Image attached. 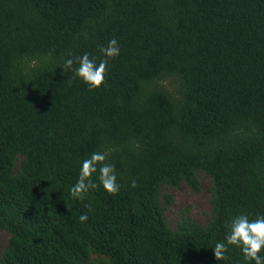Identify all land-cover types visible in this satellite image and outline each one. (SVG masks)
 Wrapping results in <instances>:
<instances>
[{"label":"trees","instance_id":"trees-1","mask_svg":"<svg viewBox=\"0 0 264 264\" xmlns=\"http://www.w3.org/2000/svg\"><path fill=\"white\" fill-rule=\"evenodd\" d=\"M111 39L99 88L63 67ZM93 152L120 190L75 198ZM199 172L212 218L173 228ZM237 214H264V0H0V264H242L212 249Z\"/></svg>","mask_w":264,"mask_h":264},{"label":"clouds","instance_id":"clouds-1","mask_svg":"<svg viewBox=\"0 0 264 264\" xmlns=\"http://www.w3.org/2000/svg\"><path fill=\"white\" fill-rule=\"evenodd\" d=\"M100 52L103 59L97 62L95 57L88 53L64 60L63 67L72 71L74 78L86 84L89 90L99 88L105 80L109 61L120 54V47L116 39L108 41L107 46H102ZM106 153L93 152L83 159L79 165L78 177L70 191L73 197L82 198L90 190L102 187L108 194H116L120 190L115 167L105 163ZM133 187L135 182L133 181ZM86 215H81V221L87 220ZM224 238L218 240L213 249L217 260H226L229 247H235L242 254V264H264V214L250 219L246 214H237L230 219L226 226Z\"/></svg>","mask_w":264,"mask_h":264},{"label":"rangeland","instance_id":"rangeland-1","mask_svg":"<svg viewBox=\"0 0 264 264\" xmlns=\"http://www.w3.org/2000/svg\"><path fill=\"white\" fill-rule=\"evenodd\" d=\"M200 190L194 191L189 185L183 183L180 187H164L163 197L170 195L174 202L167 204L162 197L165 206V215L171 225L176 228L183 215L192 218L201 225H207L212 218L213 191L212 180L209 175L203 172L198 173ZM9 234L0 230V256L8 246Z\"/></svg>","mask_w":264,"mask_h":264}]
</instances>
